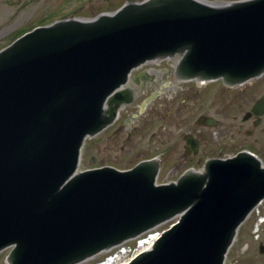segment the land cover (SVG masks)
I'll use <instances>...</instances> for the list:
<instances>
[{"label": "water", "instance_id": "water-1", "mask_svg": "<svg viewBox=\"0 0 264 264\" xmlns=\"http://www.w3.org/2000/svg\"><path fill=\"white\" fill-rule=\"evenodd\" d=\"M174 54L188 76L259 73L264 0H145L91 22L38 27L0 53V248L16 243L12 264H69L182 209L131 264H222L237 225L264 197V168L254 157L212 160L206 175L170 185L155 186L148 163L73 176L85 134L105 123L108 95L137 63ZM160 168L162 181L164 161Z\"/></svg>", "mask_w": 264, "mask_h": 264}, {"label": "flooded vegetation", "instance_id": "flooded-vegetation-1", "mask_svg": "<svg viewBox=\"0 0 264 264\" xmlns=\"http://www.w3.org/2000/svg\"><path fill=\"white\" fill-rule=\"evenodd\" d=\"M126 2L127 0H0V48L34 26L62 18L88 20ZM66 4L70 8L63 12ZM138 78L140 81L136 83ZM254 84L255 82H246L227 85L223 80L184 81L177 78L171 64L144 67L132 74L128 82L132 90V101L118 108L117 117L106 129L107 140L117 139L115 142H119L120 138L125 141L127 136L133 137L141 129L140 117L169 116L171 104H174V93L177 91L182 96V101H190L186 104V112L189 110L187 117L195 118L198 125L193 124L184 133L185 151L181 159L173 162L172 172L177 174L187 165H198L209 158L229 156L241 150H255L264 157V113H250L255 102L264 96V90L256 95ZM257 84L264 89V77ZM148 97L150 101L143 109L142 103ZM250 99L253 102L249 108H244ZM227 105L232 106L231 110H235L236 114ZM239 109H242L240 113ZM222 114L223 118L220 117ZM164 126L167 127V123ZM154 135L155 133L151 137L153 143L157 141ZM166 141L167 139L164 143ZM124 147L121 144L120 150ZM165 147L158 145L155 148L151 145V150L159 153L160 165L166 154H172ZM114 159V164L119 163L117 158Z\"/></svg>", "mask_w": 264, "mask_h": 264}, {"label": "rangeland", "instance_id": "rangeland-1", "mask_svg": "<svg viewBox=\"0 0 264 264\" xmlns=\"http://www.w3.org/2000/svg\"><path fill=\"white\" fill-rule=\"evenodd\" d=\"M67 5L69 4L63 6V12L70 8ZM262 85L259 86L256 82L253 85V90L256 95L260 94L264 90L262 89ZM174 95V104H171L172 110L169 111V113L171 114L169 116H163L164 118L153 115L140 117L141 119L139 120H142L141 129L133 137L127 136L125 141L123 138H120L119 142H115V140L117 139H114L113 141H111V139L107 140V136L105 135V133L102 134L101 138L100 136L93 137L85 168H90L91 166L95 167L107 163L114 164L112 162L115 160L114 158H117L119 161V163L115 165H117L119 168H127L129 166H133L144 157L146 158L153 155L154 153L151 150V145L155 148L158 145L159 147L163 148L168 144L167 146L171 147V150L168 152H172V154L165 155L162 181L175 179L176 175L174 172L170 171L171 167L169 166H173V162L177 159H181L184 154L185 143L180 139H183L184 133L189 131L190 127L193 124L198 125V123L195 122V118L187 117L189 114V110H187L186 112V104L190 101H182V96L178 95L177 91L174 93ZM252 102L253 99H250L248 101V104L245 105L244 108H249ZM228 107L230 108V110L232 109V106ZM241 111L242 109L238 110L239 113ZM231 112H235L236 114L235 110H231ZM230 114L234 115L232 113ZM220 117L223 118L224 114L220 115ZM165 122L167 123V127L164 126ZM138 123H140V121H138ZM153 133H155L154 136L157 139V141H155L154 143L151 141ZM165 139H167L166 143H164ZM121 144L125 145L122 150H120ZM93 156L95 157L94 161H92ZM194 166L197 169L201 168L202 162L198 165L194 164ZM261 210L262 212H264V205L261 207ZM256 218L257 214H253L244 226V240H238L236 251H230V262L236 264H264L262 260L263 256L258 253V242L257 240L253 239L252 225L255 222ZM171 223L172 222H168L164 224L163 228L170 226ZM134 243V241L129 242V244L131 245ZM246 243H250L247 245L248 248L243 247ZM11 249L12 247H9L0 252V264L7 263L8 254L10 253ZM244 249H246L245 252ZM99 259L100 258H97L96 261Z\"/></svg>", "mask_w": 264, "mask_h": 264}]
</instances>
